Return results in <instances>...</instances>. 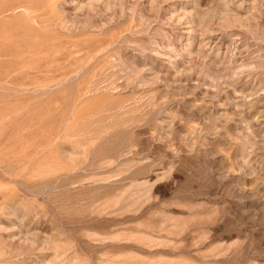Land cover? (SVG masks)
<instances>
[{
    "label": "rangeland",
    "instance_id": "1",
    "mask_svg": "<svg viewBox=\"0 0 264 264\" xmlns=\"http://www.w3.org/2000/svg\"><path fill=\"white\" fill-rule=\"evenodd\" d=\"M0 264H264V0H0Z\"/></svg>",
    "mask_w": 264,
    "mask_h": 264
}]
</instances>
